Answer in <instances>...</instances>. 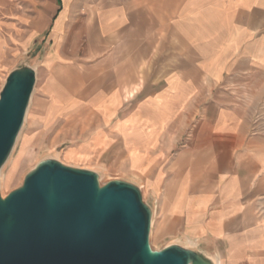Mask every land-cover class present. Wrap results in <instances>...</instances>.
I'll use <instances>...</instances> for the list:
<instances>
[{
	"label": "crops",
	"instance_id": "obj_1",
	"mask_svg": "<svg viewBox=\"0 0 264 264\" xmlns=\"http://www.w3.org/2000/svg\"><path fill=\"white\" fill-rule=\"evenodd\" d=\"M7 7L0 72L31 42L28 17ZM67 30L85 78L69 102L73 154L146 190L158 238L216 264H264V0H69L44 59L54 70Z\"/></svg>",
	"mask_w": 264,
	"mask_h": 264
},
{
	"label": "water",
	"instance_id": "obj_2",
	"mask_svg": "<svg viewBox=\"0 0 264 264\" xmlns=\"http://www.w3.org/2000/svg\"><path fill=\"white\" fill-rule=\"evenodd\" d=\"M37 82L31 66L11 70L0 90V171L24 125ZM49 158L22 184L0 191V264H216L178 243L156 250L153 208L124 179Z\"/></svg>",
	"mask_w": 264,
	"mask_h": 264
},
{
	"label": "rangeland",
	"instance_id": "obj_3",
	"mask_svg": "<svg viewBox=\"0 0 264 264\" xmlns=\"http://www.w3.org/2000/svg\"><path fill=\"white\" fill-rule=\"evenodd\" d=\"M10 2L11 0H0L2 19L10 12L6 11ZM12 2L14 13H22L28 17L31 42L30 49L25 55L0 72V90L9 71L18 66L36 68L38 78L13 155L3 167L5 179L0 190L3 191L4 197L19 187L25 175L45 159L56 158L67 165L92 170V167L88 168L80 162V158L70 149V146L78 140L77 133L80 128L74 117L75 110L69 107V102L74 99L85 78L84 75L77 76V72L70 68V64L75 65L77 61L68 59L69 51L74 47L68 30L62 35L60 45L62 55L67 56V60L64 61L66 66L54 70L53 66L49 67L44 60L56 48L53 26L60 7L68 4L69 0H12ZM2 32L5 33L4 29ZM83 48L84 46L79 55H83ZM255 96L258 102L253 110V132L264 135V94H255ZM99 174L103 183L111 179L128 180L118 173L99 172ZM142 190L145 201L149 203L148 193ZM150 242L154 249L159 250L178 243V240L171 237L158 238L151 232Z\"/></svg>",
	"mask_w": 264,
	"mask_h": 264
},
{
	"label": "bare ground",
	"instance_id": "obj_4",
	"mask_svg": "<svg viewBox=\"0 0 264 264\" xmlns=\"http://www.w3.org/2000/svg\"><path fill=\"white\" fill-rule=\"evenodd\" d=\"M35 70H36V68H34ZM36 72H37V70H36ZM31 100H32V98H31ZM30 104H31V101H30ZM30 106V105H29ZM29 109V108H28ZM28 112V111H27ZM27 115V114H26ZM18 138H19V136H18ZM18 138H17V140H18ZM17 142V141H16ZM15 149V147L13 148V150ZM12 155H13V151H12V153H11V155H10V157H9V159L7 160V161H9V160H11V157H12ZM56 159V158H55ZM7 163V162H6ZM5 163V164H6ZM4 167V166H3ZM3 167H2V169H1V171H0V187L2 188L3 187V182H4V179H5V173H4V170H3ZM101 179V178H100ZM102 181V180H101ZM1 191V190H0ZM2 193V195H4L3 194V191L1 192Z\"/></svg>",
	"mask_w": 264,
	"mask_h": 264
}]
</instances>
